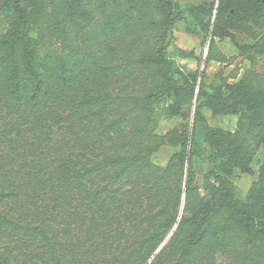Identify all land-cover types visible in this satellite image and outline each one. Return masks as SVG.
<instances>
[{"label": "trees", "instance_id": "1", "mask_svg": "<svg viewBox=\"0 0 264 264\" xmlns=\"http://www.w3.org/2000/svg\"><path fill=\"white\" fill-rule=\"evenodd\" d=\"M28 1L7 2L3 8H14L24 18L23 3ZM155 1L161 15L160 43L139 61L151 68V86L131 98L128 93L121 95L124 101L115 108L99 103L118 97L111 74L82 77L81 88L70 94L74 90L70 86L77 82L72 81L64 58L57 57L59 69L50 81L34 47H19V56L4 76L2 95L17 113L29 108L22 124L31 123L36 133L20 139L25 130L18 128L0 139L3 149L13 146L14 139L40 147L37 159L30 153L19 157L16 149L14 156L0 155V264H205L208 255L231 247L236 237L242 239L243 249H235L234 258L244 264L255 258L264 261V164L248 202H243L228 175L234 168L252 174L249 154L235 144L230 132L209 126L205 116L206 110L215 115L240 114L245 108L248 126L258 130L264 142V87L238 83L227 91L212 92L198 88V73L184 74L193 90L198 88L195 118L206 126L211 154L223 158L216 166L223 174L214 171L215 183L192 202L198 198V187L189 151L191 123L182 113L172 75L175 61L170 57L171 51H178L173 46L176 17L185 10L172 0ZM72 4L80 9L77 1ZM195 8L208 15L213 36L230 38L246 50L249 46H240L234 31L259 21L264 0H213ZM63 26L64 22L59 27L60 43L68 51L74 43L68 41ZM254 47L261 51L262 46ZM108 82L113 86L102 95L100 89ZM85 89H89L87 97H83ZM170 95L182 122L166 135L156 134L157 109ZM46 101L50 104L44 106ZM165 147L170 155L161 164L159 153ZM19 158V169L4 167ZM171 180L177 184L168 189ZM183 194L186 204L181 214ZM166 197H173L174 205L165 203ZM177 224L178 230L162 247Z\"/></svg>", "mask_w": 264, "mask_h": 264}, {"label": "rangeland", "instance_id": "2", "mask_svg": "<svg viewBox=\"0 0 264 264\" xmlns=\"http://www.w3.org/2000/svg\"><path fill=\"white\" fill-rule=\"evenodd\" d=\"M72 1H77L80 9L77 8L78 5H73ZM172 1L185 10L176 17L174 26L173 46L177 47L178 51H171L173 48L169 50L172 52L170 57L175 61L172 75L178 83L182 113L191 123L189 151L196 174L195 184L198 187L195 192L198 198L192 202H196L200 196L207 194L206 187L215 183L213 172L223 174L216 167L221 164L223 158L212 156L205 139L206 126L195 118L198 88L202 86L212 92L219 88L227 91L228 86L238 83L250 84L255 89L259 86L264 87V15L258 22L251 23L247 29L234 31L239 45L249 46L242 50L230 38L219 39L213 36L208 15L204 10L195 8L209 4L213 0ZM23 8L24 18H20L14 8L0 9V138L2 134L8 132L15 134L18 128L25 130L20 139L24 137L31 139L36 133L31 129V123L22 124L25 121L24 116L30 113L29 108L24 113L22 111L17 113L16 106L8 103L2 95L4 76L10 70L11 62L19 56V47L22 44L34 47L37 61L41 64L40 68L50 81L54 80L59 69L57 57L67 61L72 81L77 82L70 86L74 89L70 94L81 88L79 86L82 85L78 81L82 77L87 78L95 74L106 77L111 74L113 83L116 82L115 85L118 87V97L115 100L107 98L99 101L110 109L124 101L119 98L121 95L128 93L127 98H131L133 94L145 92L151 86L153 80L151 68L143 66L139 61L147 53L155 51L160 43L158 23L161 15L155 0H29L23 3ZM192 8L195 10L191 11ZM67 9L75 10V13L71 12L69 15V11L65 12ZM63 22L65 29L63 32L68 41L74 43L72 49L68 51H63L60 43L59 27ZM255 45L262 46L261 51L256 49ZM8 55L11 57L5 59ZM189 71L199 74V86L195 91L191 86L192 81L184 76ZM111 83L108 82L100 89L102 95L112 85ZM88 92L89 89H85L83 97H87ZM49 104L50 101H46L44 106ZM174 104L175 97L170 95L158 107L157 126L154 131L156 134L166 135L181 124L182 118L175 115ZM42 107L39 106L38 110L43 109ZM246 112V109L242 108L240 114L215 115L210 110H206L205 114L209 126L230 132L235 144L249 154L254 172L249 174L234 168L228 175L236 186L237 196L245 203L248 202L253 185L259 181L260 168L264 164L263 139L258 130L248 126L244 118ZM82 113L86 114L85 108L82 109ZM82 133L84 134L83 131ZM20 139H14L13 146H4L6 151L11 150L7 153L0 139V155L14 156L12 150L16 149L14 154L19 157L22 155L23 158V154L30 153L31 157L35 156L37 159L40 144L35 142L27 145L15 142H20ZM169 155L170 149L163 148L158 161L166 164ZM22 158L4 167L19 169L22 166L19 163ZM176 184V180L168 181V189H171L169 185L174 187ZM181 200L183 214L186 204L184 194ZM164 202L174 205L173 197H166ZM177 230L178 224L166 235L162 247L169 243ZM235 249H243V241L239 237L232 240L231 247L226 250L208 255L209 260L206 257L205 260L208 262L205 264H244L241 259L233 257ZM205 254L204 252L203 255ZM247 264H264V261L262 258H255Z\"/></svg>", "mask_w": 264, "mask_h": 264}, {"label": "water", "instance_id": "3", "mask_svg": "<svg viewBox=\"0 0 264 264\" xmlns=\"http://www.w3.org/2000/svg\"><path fill=\"white\" fill-rule=\"evenodd\" d=\"M20 1H22V0H0V9L3 8L7 2L16 3V2H20Z\"/></svg>", "mask_w": 264, "mask_h": 264}]
</instances>
